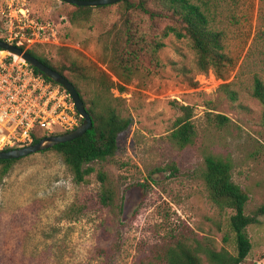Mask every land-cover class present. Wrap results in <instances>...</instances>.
Masks as SVG:
<instances>
[{
	"label": "rangeland",
	"instance_id": "obj_1",
	"mask_svg": "<svg viewBox=\"0 0 264 264\" xmlns=\"http://www.w3.org/2000/svg\"><path fill=\"white\" fill-rule=\"evenodd\" d=\"M193 1L206 2L223 34L224 52L233 65L221 69H229L225 80L211 70H195L187 38H161L163 29L173 24L166 18L143 15L144 39L162 47L154 52L143 48L138 74L123 84L103 62L98 42L118 21L116 6L94 10L87 22L70 24L68 15L74 9L59 0H0V39L7 41L11 30L23 32L9 23L18 9H27L38 23L56 24L59 45L28 49L55 61L57 47H66L68 59L91 64L100 77L105 72L124 90H107L104 76L103 84L95 79L89 85L87 97L97 96L101 106L110 103L121 117L132 119L118 140L117 153L93 163L95 172L83 184L74 182L54 151L11 166L0 179V264H157L156 244L179 228L235 255L231 211L209 200L203 162L208 154L231 160L232 180L248 194L246 215L264 203V106L252 96L256 78L264 87V0ZM146 6L163 10L154 1ZM180 105L192 108L197 134L183 149L168 140ZM208 113L229 122L219 128L210 125ZM98 172H105L114 184L112 208L96 204ZM246 233L251 250L241 264H264V224L250 225ZM113 243L116 251L110 249Z\"/></svg>",
	"mask_w": 264,
	"mask_h": 264
},
{
	"label": "trees",
	"instance_id": "obj_2",
	"mask_svg": "<svg viewBox=\"0 0 264 264\" xmlns=\"http://www.w3.org/2000/svg\"><path fill=\"white\" fill-rule=\"evenodd\" d=\"M149 1L158 2L162 5L163 10L152 11L146 6ZM67 6L74 9L68 15L70 24L87 22L91 19L94 10L116 6L118 21L111 24L107 32L99 37L98 42L103 62L123 84L129 83L138 74L143 48L151 47L154 52L162 47L160 42L147 43L144 39L141 30L143 15L150 18L156 16L166 18L173 22L172 25L163 29L161 38H165L169 34L176 39L187 38L194 51V67L197 72L206 73L211 70L218 79L225 80L229 69L224 72H221V69L224 67L233 68L231 58L224 52L223 34L214 25L215 17L205 7V1L121 0L116 4L94 8ZM3 40L5 41V39ZM20 48L58 72L74 86L92 121L91 127L81 137L45 150L60 154L65 166L71 172L74 182L78 185L83 184L86 182V178L95 172L92 167L93 163L104 162L117 153L118 140L129 130L132 119L121 117L116 107L110 103L105 107L101 106L97 96L87 97L86 91L89 90V85L95 79L103 84L102 77L106 74L102 71L100 72L102 77H100V75L94 74L91 64H82L68 59L65 54L66 47H57L56 52L59 59L55 61L43 55L42 52L41 54L31 49ZM32 69L46 81L54 83L38 70ZM106 80L107 90L117 89L118 92L124 90L121 83H114L108 76H106ZM222 88L227 89V86L222 85ZM252 96L264 106V87L257 78L254 80ZM179 110L181 114L175 119L168 140L175 147L183 149L194 143L197 134L191 121L192 108L180 105ZM208 121L210 125L218 128L226 126L229 122L228 118L211 113H208ZM44 137L46 136L35 137L31 144ZM6 150L9 148L2 151ZM16 161L18 160H0V179H3ZM231 173L232 162L229 158L212 154L204 157L202 181L209 200L218 209L231 211L229 229L233 234L235 255L225 249L218 251L192 231L179 228L176 233L166 234V241L162 240L156 244L155 248L159 249L153 258L157 264H241L245 260L251 250L246 228L250 225L264 224V203L252 215H246L245 206L248 194L233 182ZM97 181L100 186L96 193V204L99 208H112L115 199L113 182L108 179L105 172L97 173ZM261 218H263V222ZM110 249L111 251L117 250L115 243ZM100 251L106 253L105 250Z\"/></svg>",
	"mask_w": 264,
	"mask_h": 264
},
{
	"label": "built area",
	"instance_id": "obj_3",
	"mask_svg": "<svg viewBox=\"0 0 264 264\" xmlns=\"http://www.w3.org/2000/svg\"><path fill=\"white\" fill-rule=\"evenodd\" d=\"M9 23L23 31L11 30L6 41L19 48L59 45V26L36 22L27 9L14 11ZM1 53L0 151L30 145L35 137L63 134L81 124V116L63 87L46 81L21 58Z\"/></svg>",
	"mask_w": 264,
	"mask_h": 264
},
{
	"label": "water",
	"instance_id": "obj_4",
	"mask_svg": "<svg viewBox=\"0 0 264 264\" xmlns=\"http://www.w3.org/2000/svg\"><path fill=\"white\" fill-rule=\"evenodd\" d=\"M59 1L67 5L94 8V7L116 4L121 0H59ZM0 50L5 51L10 55L21 58L23 61L28 63L32 68L38 70L46 78L63 87L69 93L73 101V104L75 106V109L82 119L81 124L72 131L59 135L47 136L40 139L36 143L24 147L9 149L6 151H0V160L3 161L19 160L28 157L30 155L43 152L56 145L70 142L72 140L81 137L91 127L92 121L85 110L82 100L80 99L74 86L66 78H64L58 72L50 69L36 58L32 57L29 53H27L23 49L1 39H0Z\"/></svg>",
	"mask_w": 264,
	"mask_h": 264
}]
</instances>
